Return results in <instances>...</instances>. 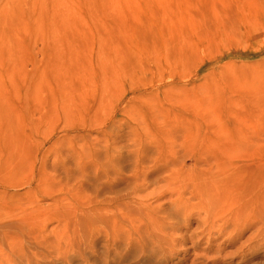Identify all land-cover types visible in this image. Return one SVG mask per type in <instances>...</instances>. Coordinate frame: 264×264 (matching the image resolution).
<instances>
[{
    "label": "rangeland",
    "instance_id": "374dc122",
    "mask_svg": "<svg viewBox=\"0 0 264 264\" xmlns=\"http://www.w3.org/2000/svg\"><path fill=\"white\" fill-rule=\"evenodd\" d=\"M2 19L0 264H264V0Z\"/></svg>",
    "mask_w": 264,
    "mask_h": 264
},
{
    "label": "bare ground",
    "instance_id": "6f19581e",
    "mask_svg": "<svg viewBox=\"0 0 264 264\" xmlns=\"http://www.w3.org/2000/svg\"><path fill=\"white\" fill-rule=\"evenodd\" d=\"M3 18V17H2ZM3 26H4V20L2 19V21L0 22V33H3ZM2 46L0 47L1 50ZM4 49H2L1 51V55L4 56ZM7 173L5 175H1V171H0V188H7V187H18L16 185V180L15 179H10L9 177H7ZM11 178H14V174L10 175ZM180 177H176L177 180H179ZM171 194V193H169ZM36 195V194H34ZM171 198V196H170ZM34 205L33 201L27 200V206H19L18 207V214H29V207L31 208ZM174 206L177 209V211H180V207H179V202L175 201L174 202ZM36 208H38L36 206ZM32 209V208H31ZM177 216H182L185 220V222L187 223L188 221H192L190 220L191 217L193 216V214H176ZM198 215H203L202 220L205 224V226H209V225H213L212 221H218L220 220V222H222V216L219 214H198ZM158 216L159 214H155V219L158 220ZM161 221V220H159ZM241 233H238L236 235V238H238L239 236H241ZM171 241L170 239H167L164 243ZM161 242V239H155L153 241V245L154 246H158Z\"/></svg>",
    "mask_w": 264,
    "mask_h": 264
}]
</instances>
